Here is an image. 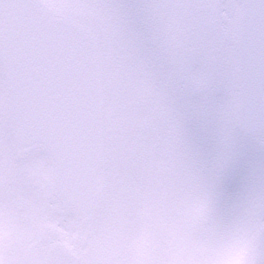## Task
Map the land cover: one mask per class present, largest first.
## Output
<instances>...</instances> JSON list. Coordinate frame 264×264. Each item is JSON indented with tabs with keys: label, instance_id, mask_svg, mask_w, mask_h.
Wrapping results in <instances>:
<instances>
[{
	"label": "snow or ice",
	"instance_id": "snow-or-ice-1",
	"mask_svg": "<svg viewBox=\"0 0 264 264\" xmlns=\"http://www.w3.org/2000/svg\"><path fill=\"white\" fill-rule=\"evenodd\" d=\"M0 264H264V0H0Z\"/></svg>",
	"mask_w": 264,
	"mask_h": 264
}]
</instances>
